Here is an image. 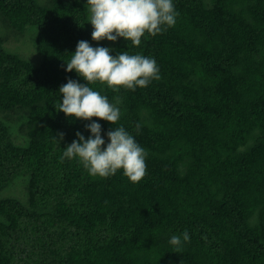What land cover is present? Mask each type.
Wrapping results in <instances>:
<instances>
[{
  "label": "trees",
  "instance_id": "obj_1",
  "mask_svg": "<svg viewBox=\"0 0 264 264\" xmlns=\"http://www.w3.org/2000/svg\"><path fill=\"white\" fill-rule=\"evenodd\" d=\"M172 2L175 25L133 47L92 40L87 0H0V264H264V0ZM79 41L159 69L134 91L89 85L116 125L58 111L61 86H86L65 71ZM93 122L102 149L123 126L145 150L139 183L61 162Z\"/></svg>",
  "mask_w": 264,
  "mask_h": 264
},
{
  "label": "clouds",
  "instance_id": "obj_2",
  "mask_svg": "<svg viewBox=\"0 0 264 264\" xmlns=\"http://www.w3.org/2000/svg\"><path fill=\"white\" fill-rule=\"evenodd\" d=\"M87 5L93 41L106 39L115 42L117 38H123L133 47L141 45V38L146 33L155 37L173 27L178 15L172 0H87ZM66 64L65 71L75 70L86 81V86L74 80L61 86L59 93L63 99L58 111L79 120L95 117L116 125L121 118L120 109L100 91L89 87L90 84L106 85L113 92L122 88L134 91L160 79L154 59L141 54L130 55L127 51L112 56L108 47L94 48L87 41L77 43L70 62ZM86 128L91 136L85 139L77 132V139L64 149L61 162L76 160L92 177L108 178L122 170L123 176L131 183L143 179L147 170V153L123 126L107 132L109 143L103 149L105 141L101 137V125L93 122ZM140 128L141 125L137 124L136 130ZM188 241L189 234L185 231L182 238L172 236L169 243L179 252L182 243Z\"/></svg>",
  "mask_w": 264,
  "mask_h": 264
},
{
  "label": "rangeland",
  "instance_id": "obj_3",
  "mask_svg": "<svg viewBox=\"0 0 264 264\" xmlns=\"http://www.w3.org/2000/svg\"><path fill=\"white\" fill-rule=\"evenodd\" d=\"M90 29H91V31H93V28H92V26H91V24H90ZM20 42L21 41H19V38H17V39H15V38H13V37H11L10 38V40H8L7 42H6V44L8 45V46H11V47H13V46H15V45H18V44H20ZM95 42V41H94ZM97 42V41H96ZM98 42H100V41H98ZM34 50V49H33ZM29 53H30V55L32 56V58L30 59L31 61H37L38 60V58L37 57H33V54L34 55H36L35 53H34V51L32 52V50H31V48L29 49ZM13 185L9 188V190L11 191V190H13ZM20 189L21 188H19L18 189V191H20ZM17 191V192H18ZM3 193H5V190L2 192V193H0L1 195H3ZM0 195V196H1Z\"/></svg>",
  "mask_w": 264,
  "mask_h": 264
},
{
  "label": "bare ground",
  "instance_id": "obj_4",
  "mask_svg": "<svg viewBox=\"0 0 264 264\" xmlns=\"http://www.w3.org/2000/svg\"><path fill=\"white\" fill-rule=\"evenodd\" d=\"M206 101H207V100H206ZM209 107H210V106H209ZM211 108H212V107H211ZM234 108H235V107H234ZM236 108H237V106H236ZM236 108H235V109H236ZM209 109H210V108H209ZM212 109H213V108H212ZM235 109H234V110H235ZM238 109H239V107H238ZM246 111H247V110H246ZM254 121H256V120H254ZM254 124H255V123H254ZM256 124H257V122H256ZM256 126H257V125H256ZM255 132H256V130H255ZM263 221H264V220H263ZM263 225H264V223H263Z\"/></svg>",
  "mask_w": 264,
  "mask_h": 264
}]
</instances>
